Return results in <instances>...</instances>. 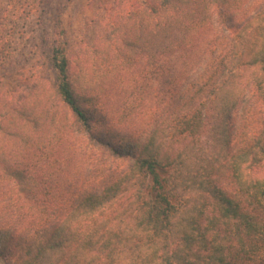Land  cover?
Segmentation results:
<instances>
[{"label":"trees","instance_id":"1","mask_svg":"<svg viewBox=\"0 0 264 264\" xmlns=\"http://www.w3.org/2000/svg\"><path fill=\"white\" fill-rule=\"evenodd\" d=\"M217 4L234 9L240 1L148 0L109 28L101 46L93 43L75 53L61 29L48 46L55 76L46 94L7 112V126H0V184L15 180L19 195L35 192L36 159L57 154L67 123L89 127V106L135 57L145 55L148 74L157 77L153 68L160 58L191 45ZM31 10L21 0L4 10L0 66L17 51ZM244 41L207 81L163 109L139 150L130 142L114 149L132 163L123 172L105 174L100 188L79 191L67 178L53 188L64 170L56 155L43 180L53 189L27 206L19 220L24 226L0 231V255L14 241L19 264H264V120L251 141L235 151L229 125L248 63L260 66L247 81L264 102V40L254 58L241 63L252 51ZM49 102L54 112L49 113ZM60 112L65 116L58 119ZM13 139L18 142L7 151L5 141ZM49 197L53 203L46 202ZM31 232L36 238L28 241Z\"/></svg>","mask_w":264,"mask_h":264},{"label":"rangeland","instance_id":"2","mask_svg":"<svg viewBox=\"0 0 264 264\" xmlns=\"http://www.w3.org/2000/svg\"><path fill=\"white\" fill-rule=\"evenodd\" d=\"M147 1L21 0L31 4L32 10L17 51L10 63L0 66V126H7L6 121L11 116L7 112L15 108L19 111L24 103L33 104L34 100L46 94L49 82H53L55 76L49 65L48 46L59 39L61 29L65 31L64 39L73 53L90 49L93 43L101 46L109 28L120 22L130 10ZM238 1L240 6L234 9L213 5L207 12L201 33L193 43L160 58L153 68L159 74L157 77L148 74L145 55L135 57L131 66L122 67L110 89L89 106L93 113L90 126L69 121L61 133L62 143L56 148L59 150L57 154L54 152L49 157L36 159L37 164L32 171L40 182L35 192L28 196L19 195L15 180L2 181L0 231L12 232L18 226H24L19 220L27 206L44 198L45 192H51L66 178L72 182L71 188L74 186L76 190L89 191L100 188L105 174L127 170L132 157L119 156L114 149L130 142L139 150L163 109L173 105L174 100L188 96L207 81L216 65L232 59L230 53L236 46L239 47L237 50H242L245 39L252 51L244 55L241 63L251 61L263 46L264 0ZM10 3L12 0H0V18ZM200 12L203 15V11ZM242 69L245 75L243 91L231 111L229 121L233 151L250 142L264 120V102L255 85L247 81L252 72L260 73V66L250 67L248 63ZM47 106L49 113L56 109L51 102ZM60 113L62 116L58 115V119L65 116L63 112ZM15 116L16 121L21 123L19 114L15 113ZM46 117L47 113L45 119L50 124ZM3 128L0 129V135ZM15 142L16 139L6 140L4 148L11 150V146L18 141ZM56 155L62 159L64 170L52 188L43 180L48 177ZM226 182L229 188L233 185L230 180ZM46 202L50 204L54 201L49 197ZM36 234L28 233L25 238L33 240ZM13 242L7 245V252L0 255V264H19L20 252L14 249Z\"/></svg>","mask_w":264,"mask_h":264}]
</instances>
